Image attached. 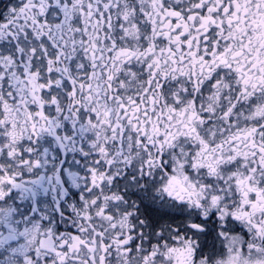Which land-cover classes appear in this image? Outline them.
<instances>
[{"label":"snow or ice","instance_id":"obj_1","mask_svg":"<svg viewBox=\"0 0 264 264\" xmlns=\"http://www.w3.org/2000/svg\"><path fill=\"white\" fill-rule=\"evenodd\" d=\"M0 264H264V0H0Z\"/></svg>","mask_w":264,"mask_h":264}]
</instances>
